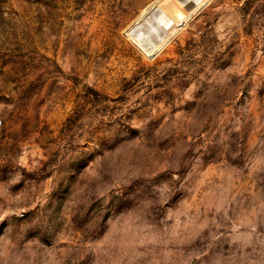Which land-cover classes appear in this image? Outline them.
I'll return each instance as SVG.
<instances>
[{
    "label": "rangeland",
    "instance_id": "rangeland-1",
    "mask_svg": "<svg viewBox=\"0 0 264 264\" xmlns=\"http://www.w3.org/2000/svg\"><path fill=\"white\" fill-rule=\"evenodd\" d=\"M151 1L0 0V264H264V0Z\"/></svg>",
    "mask_w": 264,
    "mask_h": 264
},
{
    "label": "bare ground",
    "instance_id": "bare-ground-1",
    "mask_svg": "<svg viewBox=\"0 0 264 264\" xmlns=\"http://www.w3.org/2000/svg\"><path fill=\"white\" fill-rule=\"evenodd\" d=\"M210 0H152L144 6L127 30L146 55L159 49Z\"/></svg>",
    "mask_w": 264,
    "mask_h": 264
},
{
    "label": "water",
    "instance_id": "water-1",
    "mask_svg": "<svg viewBox=\"0 0 264 264\" xmlns=\"http://www.w3.org/2000/svg\"><path fill=\"white\" fill-rule=\"evenodd\" d=\"M181 27V26H180ZM155 54L147 55L149 58L153 57Z\"/></svg>",
    "mask_w": 264,
    "mask_h": 264
},
{
    "label": "built area",
    "instance_id": "built-area-1",
    "mask_svg": "<svg viewBox=\"0 0 264 264\" xmlns=\"http://www.w3.org/2000/svg\"><path fill=\"white\" fill-rule=\"evenodd\" d=\"M0 123H1V121H0Z\"/></svg>",
    "mask_w": 264,
    "mask_h": 264
}]
</instances>
